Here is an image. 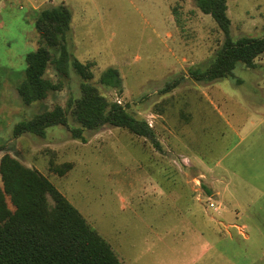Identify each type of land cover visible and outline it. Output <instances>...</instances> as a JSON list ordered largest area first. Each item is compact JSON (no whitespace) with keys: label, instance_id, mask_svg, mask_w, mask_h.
Wrapping results in <instances>:
<instances>
[{"label":"rangeland","instance_id":"374dc122","mask_svg":"<svg viewBox=\"0 0 264 264\" xmlns=\"http://www.w3.org/2000/svg\"><path fill=\"white\" fill-rule=\"evenodd\" d=\"M227 3L233 37L264 36V0ZM67 6L74 56L94 62L93 83L110 101L151 123L161 150L110 126L86 131L85 143L63 126L47 128L44 137H14L17 123L64 106L70 95H79L80 84L71 71L62 90L23 103L16 87L38 37L29 34L25 47L26 34L19 33L24 21L17 20L8 34L0 33V156L8 152L36 168L118 255L128 247L132 264H183L188 258H194L190 264H264V53L255 68L238 64L229 77L197 82L189 71L210 62L223 35L194 0H74ZM108 67L121 74V94L97 83ZM47 76L56 80L51 69ZM168 130H178L182 141ZM51 158L72 162L73 169L60 177L48 170ZM172 158H186L180 170L211 191L216 208L206 206L210 195L200 188L194 197L202 205L164 177L162 163L169 166Z\"/></svg>","mask_w":264,"mask_h":264},{"label":"trees","instance_id":"16d2710c","mask_svg":"<svg viewBox=\"0 0 264 264\" xmlns=\"http://www.w3.org/2000/svg\"><path fill=\"white\" fill-rule=\"evenodd\" d=\"M194 2L213 19L223 39L206 66L189 71L193 79L211 82L226 78L238 64L255 68L264 53V36L233 37L228 0ZM71 18L70 9L63 4L33 12L37 47L25 55L24 80L16 90L25 105L43 101L52 92L62 90L73 71L80 79L79 95H70L64 106L56 104L17 123L13 136L28 133L44 137L47 128L63 126L72 139L85 143L86 131L97 132L110 126L145 138L161 150L155 132L145 120L130 114L117 101H110L93 83L94 62H82L74 56L69 43ZM50 69L56 80L48 78ZM97 83L106 91H123V80L115 67L102 71ZM173 87L175 82L167 84L165 92ZM4 150L5 146H0V152ZM48 164V170L60 177L73 169L72 162L57 164L51 158ZM0 264L124 263L42 173L4 152L0 156Z\"/></svg>","mask_w":264,"mask_h":264},{"label":"crops","instance_id":"0c3cea01","mask_svg":"<svg viewBox=\"0 0 264 264\" xmlns=\"http://www.w3.org/2000/svg\"><path fill=\"white\" fill-rule=\"evenodd\" d=\"M73 2H74V0H0V33H2V34L3 33L8 34V31L14 25V22L15 21H17V20H23L24 23L21 24L22 25V27L20 29L21 32H19V33L26 34L25 35V38L22 41V44L26 47V45H28L27 43L30 42V39H29L28 35L30 34L31 36H33L34 35V31H35V28H34V20H33V12L34 11H38V8L41 5H45V4L55 3L56 5L63 4L65 6H67L68 4H71ZM21 13H23L24 16H22ZM27 13H29V17H30L28 19L25 18V14H27ZM72 26H73V14H72L71 23H70L69 35L72 33ZM36 35H37V33H36ZM69 43H70V41H69ZM8 45H9V43L7 42L6 43V46H8ZM70 45H71V48H72V43ZM8 51L10 52V50L5 49L4 50V53L6 54V53H8ZM24 58H25V56H24ZM24 62H25V59H24ZM10 66H12V65H10ZM24 69H25V67H24ZM262 116L264 118V114ZM158 117L160 119L164 120V117H163L162 114H159ZM183 125L180 126V132H181V128L182 129H186V128H184L185 126H183ZM165 128L167 130L166 124H165ZM178 130H179V124H178ZM178 130L176 132H174L172 130L171 131L168 130V131L170 132L169 134L172 136V138H175L177 136L180 139V141H182L181 138L178 136L179 135ZM160 160L162 161V159H160ZM189 160H191V161H193V162H195L196 164H199V165L200 164H205L207 166H212V164L207 163L203 159L193 158V159H189ZM180 162H181V164H183V166H187L186 158H181V161H180V159L179 160H174L172 158L170 160V165L169 166H167L165 163H162L161 162L162 163V166L165 165V167H163V171H164L163 172V175H164V177H167L168 179H170L172 181L174 180L173 185L175 186V188L177 189V191L178 192L185 193V195L188 196V200H190L191 202L195 201L198 204H201L202 205V202L203 201L200 203L197 200V198L194 197V194L196 192H199L198 190H200V189L205 194H208V192L211 194V191L205 185H203V183L202 184L199 183V185H196L197 182H198L197 181L198 179H196V178H189L188 177L189 176L188 173L181 171L180 170ZM168 168L175 169V172L172 173V174L169 173L168 172L169 171ZM149 173H151V172H149ZM167 178H165V179H167ZM164 189L166 190L167 188L164 187ZM166 191H168V190H166ZM193 240H194V238H193ZM114 241H115V239H114ZM200 241H201V239H200ZM108 243L110 244V242H108ZM114 245L116 247H119L118 243H116V242H114ZM111 247H112V245H111ZM130 248L132 249L133 246H131ZM129 250L130 249L128 247L121 248V252H120L121 254H119L120 256L115 252V250H114V252L116 253V255L118 256V258L124 264H132L131 263V258L128 257ZM202 250H205L203 244H202ZM186 255L187 254H184L182 256H186ZM125 260L128 263H126ZM193 260H194V258H192V259L191 258H188V259H186V261L183 264H190ZM163 264H165V263H163Z\"/></svg>","mask_w":264,"mask_h":264},{"label":"built area","instance_id":"2783aa9c","mask_svg":"<svg viewBox=\"0 0 264 264\" xmlns=\"http://www.w3.org/2000/svg\"><path fill=\"white\" fill-rule=\"evenodd\" d=\"M119 103V102H118ZM147 122V124L149 125V127H151V123L150 122H148V121H146ZM208 195H210V194H208ZM205 203H206V206L208 207V208H216V204L214 203V201H213V197L210 195V196H207L206 197V199H205Z\"/></svg>","mask_w":264,"mask_h":264}]
</instances>
